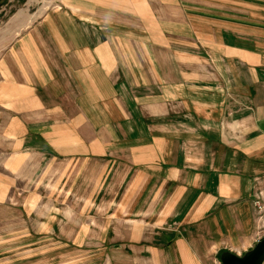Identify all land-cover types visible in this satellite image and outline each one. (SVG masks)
Here are the masks:
<instances>
[{
	"label": "crops",
	"instance_id": "crops-1",
	"mask_svg": "<svg viewBox=\"0 0 264 264\" xmlns=\"http://www.w3.org/2000/svg\"><path fill=\"white\" fill-rule=\"evenodd\" d=\"M45 153L116 164V215L148 264L244 256L264 227V0L16 11L0 29V168Z\"/></svg>",
	"mask_w": 264,
	"mask_h": 264
},
{
	"label": "rangeland",
	"instance_id": "rangeland-1",
	"mask_svg": "<svg viewBox=\"0 0 264 264\" xmlns=\"http://www.w3.org/2000/svg\"><path fill=\"white\" fill-rule=\"evenodd\" d=\"M55 2L0 0V29L16 11L41 18ZM193 43L186 48L194 50ZM27 165L13 176L0 168L6 176L0 192L7 197L0 201V264H148L150 254L129 243L128 218L116 215L124 188L116 182V164L55 160L45 153ZM257 211L262 226L264 212ZM259 234L263 239L264 227Z\"/></svg>",
	"mask_w": 264,
	"mask_h": 264
},
{
	"label": "water",
	"instance_id": "water-1",
	"mask_svg": "<svg viewBox=\"0 0 264 264\" xmlns=\"http://www.w3.org/2000/svg\"><path fill=\"white\" fill-rule=\"evenodd\" d=\"M220 259L223 264H264V238L255 243L244 256L225 251Z\"/></svg>",
	"mask_w": 264,
	"mask_h": 264
},
{
	"label": "built area",
	"instance_id": "built-area-1",
	"mask_svg": "<svg viewBox=\"0 0 264 264\" xmlns=\"http://www.w3.org/2000/svg\"><path fill=\"white\" fill-rule=\"evenodd\" d=\"M254 205L257 207V209L259 210V213H262L264 212V205H261L260 201L257 199V200H254Z\"/></svg>",
	"mask_w": 264,
	"mask_h": 264
}]
</instances>
